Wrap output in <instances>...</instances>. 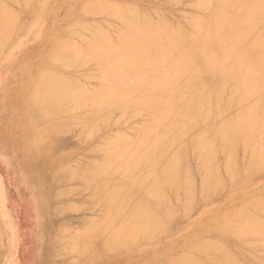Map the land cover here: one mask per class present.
Returning a JSON list of instances; mask_svg holds the SVG:
<instances>
[{
  "label": "bare ground",
  "instance_id": "bare-ground-1",
  "mask_svg": "<svg viewBox=\"0 0 264 264\" xmlns=\"http://www.w3.org/2000/svg\"><path fill=\"white\" fill-rule=\"evenodd\" d=\"M31 1L0 0L1 59L6 54L4 47L7 41L12 39L13 35H16L15 42L19 37L27 35L26 26L39 18V11L43 10L41 6H33L25 16L24 12L20 11L23 3L29 5ZM76 1L81 4L80 9L82 8L84 15H97L94 16L95 18L98 15H104L103 18L110 14L120 20L124 28L118 41H114L108 32L106 30L105 32L103 27L98 24L94 31L96 32L95 36L84 50L73 43H69V41H59L53 52L43 55L40 51L38 58L40 65L44 67L34 71L29 91L17 95V99L13 102L9 97L10 89L5 88V83H2L4 78L0 77L2 80L0 83V126L14 125L17 119L19 122V118L24 116V124L30 128L28 133L31 134L29 139L31 144L36 148L48 140L47 150L51 151L49 153L51 154L53 148L57 146L60 138L58 134L62 130L71 131V128H79L81 133H78V130L77 132L74 130V132L82 136V140L85 139L86 143L87 137L91 140V136L101 130V125L106 126L105 123L108 121L110 123V120L113 123L120 120L113 116L114 112L119 110L125 113L136 104H139L140 109L149 111L151 122L143 127L144 132L139 137L132 138L118 130L119 133L115 137L110 138L117 132L108 134L110 139L104 140L108 136L104 137L99 134V139H102V142H98L101 144L98 145L97 149L103 153V157L101 160L87 161L89 163L84 164L81 168V173L88 186L95 190L96 196L101 202L107 203L105 215L78 236L79 240L85 242L83 250L86 254L100 259L125 249L131 243L153 238L155 234L165 230L166 224L171 222L176 215L175 207H172L167 195L169 186L181 189L185 193L186 203H183V209L181 208L184 211V209L188 210L187 207L194 201L197 194L196 189L199 186L202 195L209 197L211 192L217 191L223 186L222 176H227L226 173L233 170L235 147L232 146L230 149L225 148L224 150L227 152V159L224 167L226 173L223 174L216 159L217 146L204 131L205 134L197 140V146L194 150L196 162L198 161L197 163L204 173L201 184L199 183L200 185L198 184L196 187L188 159L189 146L191 147L188 143L190 129L184 123L188 117L193 116L206 120L211 115H216L221 119L229 116V121L223 123L222 143L230 137L235 138L237 134H250L253 131L264 132V0H198L197 6L206 9L207 12L210 11L211 17L210 19L208 17L203 19L200 16L194 15L195 17H192L190 15L192 17L189 19L188 25L190 30L181 21L173 22L175 24L172 21L169 23L168 17L165 18V16L154 19L147 14V10V13L143 14L133 7L122 8L98 1L90 4L86 1L84 3L83 0ZM180 1L169 0V4L176 6L180 4ZM13 3L18 6L16 10L12 8ZM184 15L187 16L186 12ZM41 16L43 17V14ZM94 17H88V19ZM181 17H184L183 14ZM175 18L178 20L177 17ZM99 21L102 22L103 20ZM93 23L97 25L96 22ZM104 23L102 22L103 25ZM72 35L73 33L70 36ZM90 37L92 36L90 35ZM242 49L247 52L251 50L259 52L256 70L248 65V60L243 54H240L239 58L236 59L238 50L241 52ZM67 52L71 56H62V53ZM54 59L64 60L67 66H76L77 61L86 63L96 61L101 69L103 88L88 93L83 87L89 84L82 87L81 84H76V81H72L69 77L50 74L45 67L51 64ZM27 67L22 64L19 69H26ZM80 67L81 70L77 71L78 74L83 68ZM75 68L68 69V71L76 70ZM94 72L89 70L88 73L93 74ZM88 79L91 82L89 76ZM87 81L84 80L83 83H87ZM66 102L67 106L69 104V110L64 109L66 105H63ZM37 104L45 106L43 115L38 113L43 116L42 119L44 120H41L44 123L47 119L48 124L45 123L44 129L43 127L42 129L30 127V123L34 122L35 117L32 119V116L35 115L34 110ZM9 110H12V113H9ZM62 112L66 117L67 114L71 116L64 119ZM14 113L15 115H13ZM17 114L21 117L18 118ZM53 116L59 120H53ZM112 116L116 118L115 121H112ZM38 122H40L39 118ZM45 124L43 125L45 126ZM125 130L128 131V129ZM72 135H70V139ZM166 138H171L168 144H165ZM75 139L77 140L76 136ZM68 140L69 138L66 141ZM96 140L98 141V139ZM0 145L5 146V148L2 147L5 151H8L7 148L11 146V144L1 141ZM76 145L78 147L79 144ZM250 149L252 162L248 170L252 171L256 169V166L264 165V138L259 141H252ZM89 152L85 150L84 155ZM61 154L57 155L60 156ZM81 154L83 153L81 152ZM57 155L54 156L57 157ZM76 159L81 160L78 157ZM79 163L81 164V161ZM71 164L77 165V163ZM65 170L67 169L65 168ZM200 173H197L198 177H200ZM37 175L36 173L33 176L29 168L23 165L19 170L17 179L13 175L12 178L18 184H26L28 180L33 181L34 189L37 192L40 186L38 185L39 175ZM63 186L64 184L62 189H66ZM72 186L74 187V185ZM62 189L61 192H63ZM169 195H171L170 192ZM63 196L65 197V195ZM37 197L39 200L40 195ZM176 197L179 199L180 194H177ZM59 199H63L62 196ZM66 199H68L67 196ZM38 200L36 203L39 204ZM247 205L246 208H241L231 220L224 221L221 227L225 233L239 238L246 239V237L255 236L264 247V217L261 216V213L264 215V200L256 199ZM62 206L64 207V204ZM70 206L72 207L73 204L70 203L69 209H71ZM39 208L42 211L40 204ZM183 211L182 213L185 212ZM63 222L65 223V221ZM61 223L59 228H61ZM68 226L66 224V227ZM75 234L74 230L73 235ZM21 238L19 244H22L24 235ZM61 240L59 241L61 242ZM65 241H68L67 238ZM254 244L248 243L247 245L252 248L255 246ZM18 247L14 250L15 256ZM230 249L218 242L207 241L195 249L198 254H201L200 256L198 254L197 256L182 254L181 257L177 255L179 258L176 257L177 259L171 264H244L242 263L243 260H238L236 256L238 254L234 255ZM257 249L259 250V248ZM71 251L74 252L73 249ZM255 251L257 250L255 249ZM249 253L251 254L248 250L247 254ZM263 253L261 252L259 255L264 256ZM9 254L11 256V253ZM251 255L249 256L251 257ZM10 256L6 264H11V261L9 262ZM244 256L242 254L240 259ZM249 256L246 257L249 259ZM14 257L12 258L14 259ZM260 259L263 260V258ZM256 263L258 264V261ZM248 264L250 263L248 262Z\"/></svg>",
  "mask_w": 264,
  "mask_h": 264
},
{
  "label": "rangeland",
  "instance_id": "rangeland-1",
  "mask_svg": "<svg viewBox=\"0 0 264 264\" xmlns=\"http://www.w3.org/2000/svg\"><path fill=\"white\" fill-rule=\"evenodd\" d=\"M85 1L89 4L91 2L94 3L95 1H98L114 4L122 8L133 7L136 8L140 13L146 14L148 12L147 14L151 15V17L154 19H159L160 16H165V18L168 17L167 21H170L169 23H171V21L172 23L181 21V23L188 30H190L188 27L189 19L192 17L200 16L203 17V19L207 17L210 19L211 17L210 11L207 12L206 9L197 6L198 0H181L184 3L180 1V4L177 3L178 5H176L177 7L174 4H169V0H83L84 3ZM13 4L12 8L16 10L18 6ZM33 6H41L43 8L42 11H39V18L36 19L35 22L26 26L25 31L27 30L28 34L23 37H19V41L18 38L15 42L16 35H13V38L8 40L4 47V53H6L5 56L1 59L0 55V77L4 78L2 83H5V88L7 87L10 89L9 97L11 102L17 99V95H21L23 92L29 91V88H31L34 71L44 67L41 66L39 62L38 55L40 51L43 53V55L53 52L55 45L59 41H69V43H73L84 50L87 47L89 41L95 36L96 32L94 31L98 24L100 27H103L104 31L106 30L108 32L109 36L114 41H118L121 31L124 28L123 23L120 20L112 17L110 14L105 15L106 18H102L104 15H98V17L95 18L94 16L97 15L93 14L92 16H90L91 14H88L89 16L85 14V17V15L82 13V8L80 9L81 4L76 0H32L29 5L23 3L20 7V11H23L25 16V14L27 15L28 12H30ZM181 11L182 13H180ZM185 12L187 16L184 15ZM41 14H43V17ZM182 14L184 17H181ZM168 15L174 17H170ZM88 17H94L95 19H88ZM175 17H177L178 20H176ZM99 20H103V23L105 22L104 25L106 28H104L105 26ZM93 22H96L97 25ZM84 31L87 33L89 32V34H86ZM70 33H73V35L70 36ZM40 34L41 36H39ZM90 35L92 37H90ZM75 38L79 39L80 41L76 40ZM10 47L11 49L7 52ZM241 52L238 50L236 59L239 58L240 54H243V56L248 60V65H250L252 69L256 70L258 67L257 57L259 52L255 50L247 52L245 49H242ZM62 56H71V54L68 52L62 53ZM76 63V66H67L64 63V60L54 59L52 63L45 68H47V71L50 72V74H55L66 78L69 77L72 79V81H76V84H81L82 87L86 84H89L88 86L83 87L86 89V91H88V93H93L103 88L104 83L102 82L101 78V69L99 68V65L96 61H89L87 62L88 64L81 61H77ZM22 64H25V66L28 67L26 69H19ZM86 64L88 65L87 68ZM80 66L83 67L80 73L83 72L84 75L82 73V75L79 76L80 73L78 74V70H81ZM70 67H76V70L72 69L74 72H72V70L68 71V69H71ZM84 67L85 70H83ZM59 69L60 71L62 69V71H58ZM89 70L95 72L93 74L88 73ZM84 71L88 72L85 73ZM85 74L87 75L85 76ZM88 76L91 79V82L88 79ZM84 80L85 82L87 80L89 82L87 81V83H83ZM1 81L2 80H0V83ZM66 104L67 102L64 103L63 106ZM68 106L66 105L64 109L69 110L70 108H68ZM44 109V105H36L34 110L35 115L32 116V119L35 117L33 119L34 122L30 123V127H35L37 129H42V127L44 129V127H46V124H48L47 119H45L46 124L42 121L44 120L42 119V112H44ZM9 113H12V110H9ZM125 113H122L119 110L114 112L113 116L120 120L115 121L116 118L112 116L111 119L115 122L113 123L110 120V123L109 121L108 123H105L106 126L104 124L101 125V130H99L100 133L98 132L91 136V140L87 137L86 143L85 139L82 140L83 137L79 136L78 134L81 133L79 128H71V131L62 130L58 134L60 138L57 146L53 148L51 154H49L51 151L49 152L47 150V144L49 143L47 142L48 140L45 141L44 144L42 142L40 146L38 145L36 148L31 144L29 141L31 134L28 133L30 128L28 125L24 124V116L21 117V115L17 114L18 118L21 117L19 118V122L17 119V122L14 125L0 126V141L11 144L10 148H7L9 149L8 151L2 149V147L5 148V146L0 145V264L7 263V260L10 256L9 253H11L9 260V262L11 261V264H171L172 261L181 257L182 254H191L197 256L198 253L195 250L196 247L198 245L205 244L207 241L218 242L228 249L231 248L233 251L231 249L230 251L234 255L238 254L236 255L238 260H243L242 263L244 264H248V262L250 264H257L256 261H258V264L261 262L264 263V256L259 255L261 252H264V247L260 244L257 237H246V239L243 237L239 238L225 233L221 227V224L224 221L228 222L231 220L241 208H246L248 206L247 204L250 202H253L256 199L264 200V165L256 166V169L252 171L248 170V167H250L249 165L252 162L250 145L252 144V141H259L261 138H264V132L253 131L250 134H237L235 138L230 137V139L222 143V135L224 134L223 123L227 120L229 121L230 117L225 116L221 119L216 115H211L206 120L191 116L188 117L184 123L190 129L188 143L191 145V147L189 146L188 159L193 177L195 179L196 187H198L197 185L201 182L204 173L199 167V163H197L198 161L196 162L194 150L197 146V140L201 135L205 134L204 131L207 132L208 136L215 142L217 146L216 159L219 169L223 174L226 173L224 172V167L227 159V152L224 150L225 148L230 149L232 146L235 147L236 153L234 158V167L231 172L226 173L227 176H222L223 186L217 191L215 190L211 192L209 197L202 195L199 186L196 189L197 194L194 198V201L187 207L188 210L184 209L185 212L181 210V208L183 209V206L186 203L185 193L181 189H176L173 186H169L167 189V195L170 198V204H172V207H175L176 215L174 219H172L173 221L171 220V222L169 221L168 224H166L167 226L163 232L155 234L153 238H148L142 240L141 242L131 243L127 245L125 249H122L119 252H113L110 255L100 259L90 257L86 254V252L83 250L85 242L79 240L78 236L105 215L107 203L105 201L101 202L100 199L97 198L95 190L88 186L86 179L81 173V168L84 164L86 165L92 160H101L103 157V153L97 149L98 145L101 144L98 142H102V139H99L100 135L104 137L108 136V138L104 139L107 140L115 137L119 132H123L129 137L136 138L143 134V127L151 122L149 111L140 109L139 104L131 106ZM77 114H79V112H77ZM13 115H15V113ZM68 116L69 115L67 114V117ZM62 117L65 119L66 115H63ZM38 118L40 122H38ZM52 118L53 120H59L55 116ZM42 122L45 124V126L41 124ZM125 129H128V131ZM74 130L76 132L78 130L79 132L76 133ZM129 130L133 132H129ZM115 132L117 133L110 136L109 138L108 134L111 135ZM70 135H72L71 139ZM75 136L77 140L75 139ZM68 138L69 140L66 141ZM96 139H98V141ZM170 139L171 138H166L165 144H168ZM76 142L79 144L78 147ZM85 150L90 152L85 153L86 155H84ZM63 151L65 152L64 155ZM79 151H81L83 154H81V152L79 153ZM55 154L61 155H57L56 157L54 156ZM75 155L78 157V159L81 158L80 161L81 164L83 163L82 165L79 163L80 161L76 159L77 157L75 158ZM89 155H91V157H89ZM71 163H77V165H72ZM69 164L72 166L70 167ZM23 165L29 168V171L33 176L36 175V173L39 175L37 176L39 177L38 185L40 186L38 187L37 192L34 189L33 181L28 180L26 184H18L15 179L12 178L15 176L17 179L19 170ZM65 168L68 171L65 170ZM197 169L198 171L196 172ZM199 172H201L200 177L197 175ZM63 184L66 189H62ZM72 185H74V187ZM61 189L63 192L60 191ZM67 189L72 193L70 194V191ZM169 192L171 195H169ZM177 194H180L179 199L176 197ZM37 195H40L39 200ZM63 195H65V197ZM61 196L63 199H59ZM66 196L68 199H66ZM37 200L42 207V211L39 208V204L36 203ZM176 200L178 201L177 203L175 202ZM69 202L71 205L73 204L72 207H74V214L72 213V207L70 206L71 209L68 208L70 205ZM63 204L64 207L62 206ZM66 211L70 212L71 214L67 213ZM182 211L184 213H182ZM261 216L264 217L262 213ZM63 221H65V223ZM75 222L76 224H74ZM60 223L62 224L60 226L61 228H59ZM70 223L74 225L72 226ZM66 224L67 226L69 224L70 225L66 227ZM77 225L79 226L77 227ZM73 229L75 230V235H73ZM23 235L24 240L22 244H19L21 243V237H23ZM66 238L68 240L67 242L65 241ZM61 239L64 240V242H62ZM59 240H61V242ZM233 241L235 245L233 244ZM248 243H251V245L255 243V246H252L251 248L250 245H247ZM17 246L19 247L17 255L15 256L14 250H16ZM76 246L78 247L76 248ZM244 246L246 248L248 247L249 249H246ZM257 248H259V250ZM72 249L74 252L71 251ZM255 249L257 251H255ZM248 250L251 252V254H253H247ZM245 253L246 255L244 256ZM242 254L244 257L240 259ZM177 255L180 256L177 257ZM200 255L201 254L199 253L198 256ZM247 255H251L252 258L249 256V259L251 258L253 260H249L248 257H246ZM12 257H14V259ZM260 258H263V260Z\"/></svg>",
  "mask_w": 264,
  "mask_h": 264
}]
</instances>
